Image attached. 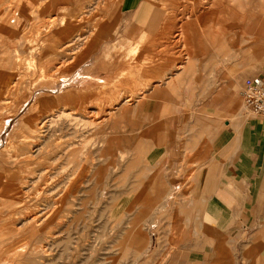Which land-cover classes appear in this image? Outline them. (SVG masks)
Masks as SVG:
<instances>
[{
  "label": "rangeland",
  "instance_id": "374dc122",
  "mask_svg": "<svg viewBox=\"0 0 264 264\" xmlns=\"http://www.w3.org/2000/svg\"><path fill=\"white\" fill-rule=\"evenodd\" d=\"M23 1L26 0H3V7L12 16L18 14L23 24L11 33L7 49L3 44L0 47V244L4 247L0 246V260L4 257L0 264H165L171 254L182 261L179 264H185V260L203 255L204 248L197 245H207L209 238L223 240V231L196 230L188 237L194 246L186 248V232L148 230L153 211L147 212L145 219L138 210L121 214V195L127 191L129 178L137 176L140 163L135 157L136 149L144 137L137 119L144 102L138 105L137 101L144 92L162 87H155L154 82L146 86L144 82L143 76L152 72L141 68L154 56L144 55L146 47L139 44L144 34L139 16L123 11L121 0L109 4L110 0H66L62 7L55 6L60 16L49 10L44 13L37 0L25 13ZM206 1L211 9L217 0ZM212 11L215 9L211 10L209 22L215 19ZM181 21L170 38L156 43L146 39V44L151 50L161 47L163 52L184 48L186 54L163 58L172 57L179 64L193 63L197 57L192 54L193 48L206 45L207 40L184 38L185 18ZM189 27L190 32L199 30V36H203L197 23ZM231 41L227 39V45ZM41 86L47 90L34 94ZM39 99L42 106L30 109L28 102ZM54 109L62 110L60 124L38 128L36 121ZM26 148L30 152L26 153ZM49 155L51 158H47ZM161 217L162 222L177 220L176 216ZM194 221L201 222V216ZM144 222L146 230L139 229ZM248 240L249 232L243 231L242 241ZM242 251L243 258H249L248 247L243 246ZM152 255L161 261L155 263Z\"/></svg>",
  "mask_w": 264,
  "mask_h": 264
},
{
  "label": "crops",
  "instance_id": "0c3cea01",
  "mask_svg": "<svg viewBox=\"0 0 264 264\" xmlns=\"http://www.w3.org/2000/svg\"><path fill=\"white\" fill-rule=\"evenodd\" d=\"M195 1L121 0L123 11L139 16L141 41L170 38L183 18L188 28L197 23L204 32L199 36V30H191L185 37L207 40L193 48V63L163 58L186 54L184 48L144 49V55L154 56L141 68L152 72L143 76L145 85L162 87L147 92L137 114L144 130L135 155L140 165L121 195V214L138 210L145 219L153 211L148 230L186 232L187 242L196 230L225 232L221 241L209 238L207 245H197L204 248L203 255L185 264H261L264 116L246 107L243 91L248 79L264 78V0H217L211 9L208 1ZM213 8L215 19L209 22ZM212 24L220 29L216 45L209 41L214 38ZM227 39L232 40L228 45ZM165 215L176 216V222H162ZM199 215L201 222L196 223ZM139 229L146 230V223ZM243 231L249 232L248 242L242 241ZM243 246L249 258H243ZM150 258L161 261L156 255ZM180 262L174 254L164 260Z\"/></svg>",
  "mask_w": 264,
  "mask_h": 264
},
{
  "label": "bare ground",
  "instance_id": "6f19581e",
  "mask_svg": "<svg viewBox=\"0 0 264 264\" xmlns=\"http://www.w3.org/2000/svg\"><path fill=\"white\" fill-rule=\"evenodd\" d=\"M10 1V0H9ZM37 1H39V5L42 7V10L44 11V13H45V11H53V13H57V15L56 16H60L59 15V12L57 11L56 12V8H55V6H61L62 7V4H65L66 3V0H37ZM77 1V0H76ZM76 1H75V3H76ZM80 2H81V0H79ZM78 1V2H79ZM96 1V0H95ZM94 1V2H95ZM98 1V0H97ZM193 1V0H192ZM197 1V0H196ZM195 1V2H196ZM8 2V1H7ZM31 2L33 3V0H26V1H23V7H21L22 9H23V11L26 13V11L28 12L30 9L29 8H33L32 6H31ZM99 2V1H98ZM113 2V0L111 1L110 0V2H108V4L109 3H112ZM202 2V1H201ZM201 2H199V3H201ZM213 2V1H212ZM231 2V1H230ZM72 3V2H71ZM92 3V2H91ZM198 3V4H199ZM77 4V3H76ZM80 4V3H79ZM97 4V3H96ZM124 4V3H123ZM204 4V3H203ZM207 4V3H206ZM223 4V3H222ZM243 4V3H242ZM115 5V4H114ZM5 6V5H4ZM11 6V5H10ZM31 6V7H30ZM70 6V5H69ZM209 6V5H208ZM207 5H206V7H208ZM244 6V5H243ZM74 7H76V6H73V9H75ZM90 7H91V5H90ZM240 7V6H239ZM39 8V7H38ZM193 8V7H192ZM47 9V10H46ZM90 9V8H89ZM88 9V10H89ZM242 9V8H241ZM19 10V9H18ZM84 10V9H83ZM85 11V10H84ZM18 12V11H17ZM73 12V11H72ZM75 12V11H74ZM81 12V11H80ZM201 12V11H200ZM71 13V12H70ZM68 14V13H67ZM18 15V14H17ZM17 15H14V16H12L11 14H10V11H9V9H7L6 8V6H5V8L3 7V0H0V47H2V44L4 45V47L3 48H5V49H7V45H8V39L9 38H11V33H13V31L14 30H16L17 31V29H18V26H19V24H23V21H22V23H20L21 21H19L18 20V17H16ZM25 15V14H24ZM74 15V14H73ZM81 15V14H80ZM85 15H86V13H85ZM88 15V14H87ZM194 15V14H193ZM188 16V15H187ZM80 17V16H79ZM57 18V17H56ZM65 18H67V17H65ZM72 18V17H71ZM70 18V19H71ZM167 18V17H166ZM78 19V18H77ZM80 19V18H79ZM182 19V18H181ZM20 20H23V19H20ZM56 20V19H55ZM74 20V19H73ZM83 20H84V18H83ZM172 20V19H171ZM232 20V19H231ZM28 21V20H27ZM53 21V20H52ZM78 21H81V20H78ZM174 21V20H173ZM235 21V20H234ZM233 21V22H234ZM57 22V21H56ZM62 22V21H61ZM182 22V21H181ZM25 23H26V21H25ZM50 24H51V22H50ZM171 24V23H170ZM233 24V23H232ZM26 24H24V26H25ZM70 25V24H69ZM172 25V24H171ZM219 25V24H218ZM225 25V24H224ZM227 25V24H226ZM225 25V26H226ZM65 26V25H64ZM64 26H63V28H64ZM26 27H28V26H26ZM62 27V26H61ZM73 27V26H72ZM60 28V27H59ZM66 28V27H65ZM74 28H76V27H74ZM227 28V27H226ZM71 29V28H70ZM59 30H61V29H59ZM68 30V29H67ZM53 31H55V29L53 30ZM58 31V30H57ZM187 31H189V28H188V26H187V24H185V26H184V30L182 31V33H184V34H186V32ZM61 32V31H60ZM68 32V31H67ZM71 32V31H70ZM69 32V33H70ZM219 32H220V29L219 28H217V26L215 25V24H212L211 25V33H213L212 34V36L214 37V38H216V36H217V34H219ZM58 34H59V32H57ZM204 33V32H203ZM56 34V33H55ZM60 35H63V34H60ZM183 35V34H182ZM66 36V35H65ZM82 36V35H81ZM62 37V36H61ZM64 38V37H63ZM181 38V37H180ZM184 38H185V35H184ZM19 39V38H18ZM83 39V38H82ZM81 39V40H82ZM101 40H102V38H100ZM217 39V38H216ZM231 39V38H230ZM14 40H16V39H14ZM77 40V39H76ZM218 40V39H217ZM217 40H215V41H212V42H210L212 45H216V43L218 42ZM43 41H45V40H43ZM42 41V42H43ZM103 41V40H102ZM176 41V40H175ZM67 42V41H66ZM76 42V41H75ZM78 42H80L79 40L77 41V43ZM91 42V41H90ZM148 41L147 40H142V42L141 43H139V44H141L142 45V47H146V49L147 48H151L150 47V44H146ZM81 43H82V41H81ZM102 43V42H101ZM105 43V42H104ZM103 43V44H104ZM175 43V42H174ZM64 44V43H63ZM66 44V43H65ZM102 44V45H103ZM182 44H184V43H182ZM59 45V44H58ZM62 45V44H61ZM73 45V44H72ZM81 45V44H80ZM84 45V44H83ZM18 46V45H17ZM60 46V45H59ZM64 46V45H63ZM75 46V45H74ZM79 46V45H78ZM95 46V45H94ZM98 46V45H97ZM9 47V46H8ZM61 47V46H60ZM71 47V46H70ZM80 47V46H79ZM141 47V48H142ZM68 48V47H67ZM99 48V47H98ZM63 49V48H62ZM65 49V48H64ZM30 51V50H29ZM28 51V52H29ZM60 51V50H59ZM67 52H68V50H67ZM66 52V53H67ZM72 52V51H71ZM151 53H153L152 51H150ZM159 52V51H158ZM62 53V52H61ZM59 54V53H58ZM196 54V53H195ZM49 55V54H48ZM55 55H57V54H55ZM59 55H61V56H59ZM58 56L59 57H63L62 56V54H59ZM67 55V54H66ZM69 55H70V53H69ZM65 56V55H64ZM72 56V55H71ZM87 56V55H86ZM85 56V57H86ZM38 57V56H37ZM48 57V56H47ZM51 57V56H50ZM54 57H56V56H54ZM68 58V57H67ZM194 58H197V57H194ZM210 58V57H209ZM121 59V58H120ZM139 59V58H138ZM216 59V58H215ZM132 60V59H131ZM152 62H153V60L152 59H150ZM12 61V60H11ZM67 61V60H66ZM151 61H150V63H151ZM17 62V61H16ZM47 62V61H46ZM188 62V61H187ZM221 62V61H220ZM3 63H4V61H3ZM147 63H149V61L147 62ZM116 64H117V62H116ZM59 65V64H58ZM90 65V64H89ZM119 65V64H118ZM128 65V64H127ZM126 65V66H127ZM135 65V64H134ZM6 66V65H5ZM91 66V65H90ZM129 66V65H128ZM136 66V65H135ZM37 67V66H36ZM58 67V66H57ZM117 67V66H116ZM137 67V66H136ZM135 67V70L137 69ZM7 68V67H6ZM53 68V67H52ZM82 68V67H81ZM122 68V67H121ZM80 69V68H79ZM111 70V69H110ZM113 70V69H112ZM118 70V69H117ZM116 70V71H117ZM126 70V69H125ZM50 71H52V69L50 70ZM15 72V71H14ZM20 72V71H19ZM59 72V70H56V71H54V73L55 74H57ZM68 72V71H67ZM70 72V71H69ZM73 72V71H72ZM77 72V71H76ZM115 72V71H114ZM129 72V71H128ZM136 72V71H135ZM47 73V72H46ZM133 73V72H132ZM75 74V73H74ZM111 74V73H110ZM126 74V73H125ZM138 74V73H137ZM19 75H20V73H19ZM67 75V74H66ZM65 75V76H66ZM70 76V75H69ZM123 76V75H122ZM129 76H130V74H129ZM141 76V75H140ZM50 77H52V75L50 76ZM87 77V76H86ZM69 78H72V77H69ZM11 79V78H10ZM30 79H32V78H30ZM48 79H49V76H48ZM67 79V78H66ZM31 81V80H30ZM40 81V80H39ZM59 81H60V79H59ZM64 82L66 81V80H63ZM89 81V80H88ZM58 83V81L56 82V84ZM61 83V82H60ZM59 83V84H60ZM104 83H106V82H104ZM55 84V83H54ZM103 84V83H102ZM134 85V84H133ZM155 85V84H154ZM159 85V84H158ZM47 86H49V85H47ZM105 86V85H104ZM108 86H109V84H108ZM160 86V85H159ZM32 87V86H31ZM34 87V86H33ZM32 87V88H33ZM42 87V86H41ZM51 87V86H50ZM60 87V86H59ZM128 87V86H127ZM102 88V87H101ZM7 89V88H6ZM118 89H120V88H118ZM45 90H47V88H45V87H42V88H38V89H36L35 90V92H34V94L36 93V92H41V94H42V91H45ZM52 91H54V89H51ZM100 90H102V89H99V91ZM113 90V89H112ZM123 90V89H122ZM94 91V90H93ZM5 92H6V90H5ZM28 92V91H27ZM102 92V91H101ZM148 92V91H147ZM131 93H133V92H131ZM34 94H32V95H34ZM102 95V94H101ZM113 95V94H112ZM134 95V94H133ZM23 96V95H22ZM35 96V95H34ZM64 96H65V94H64ZM66 96H67V94H66ZM116 96V95H115ZM114 96V97H115ZM121 96V95H120ZM146 96H147V93L146 92H144L142 95H140L139 96V98H138V101H137V104L138 103H140L142 100H144V98H146ZM70 97V96H69ZM118 97V96H117ZM6 98V97H5ZM71 98V97H70ZM70 98H68V101L70 100ZM38 99V98H37ZM129 99V98H128ZM33 100V99H32ZM35 100V99H34ZM116 101V100H115ZM125 101V100H124ZM10 102V101H9ZM34 102H36V101H34ZM117 102V101H116ZM130 102V101H129ZM29 103V106H30V109H32V110H34V109H36V108H38V107H41L42 106V101L39 99L36 103H32V101H30V102H28ZM119 103H121V102H119ZM136 104V106H138ZM141 104H143V102L141 103ZM135 106V107H136ZM22 107V106H21ZM135 107H134V109H135ZM116 108V107H115ZM138 108V107H137ZM4 109V108H3ZM2 109V110H3ZM122 109V108H121ZM133 109V110H134ZM26 110H28V109H26ZM25 110V111H26ZM99 110V109H98ZM118 110V109H117ZM1 111V110H0ZM13 111V110H12ZM21 111V110H20ZM62 110H58V109H54L53 110V112L51 113V114H49L46 118H41V120L40 121H36V123H37V126H39L38 128H44V127H46L47 125V127H49V129H50V127L51 126H53V125H59L60 124V121H61V119L63 118L62 117V112H61ZM64 112V111H63ZM8 113V112H7ZM14 113V112H13ZM46 113V112H45ZM49 113V112H48ZM91 113V112H90ZM89 113V114H90ZM108 113H109V111H108ZM136 113H137V111H136ZM12 115V114H11ZM66 115H67V112H66ZM91 115V114H90ZM68 116H69V113H68ZM72 116V115H71ZM95 116V115H94ZM17 117V116H16ZM67 117V116H66ZM14 118V117H13ZM68 118V117H67ZM7 120H9V119H7ZM12 120V119H11ZM63 120V119H62ZM68 120V119H67ZM73 120V119H72ZM9 122V121H8ZM67 123H68V121H66ZM5 123V125H6V122H4ZM11 123V122H10ZM48 123V124H47ZM63 123H65V122H63ZM70 123V122H69ZM104 123V122H103ZM70 125V124H69ZM72 125V124H71ZM8 126V125H7ZM11 126V125H10ZM9 127V126H8ZM61 127V126H60ZM63 128H64V126H62ZM12 128V127H11ZM58 128V127H57ZM4 129V128H3ZM61 130H63L62 128H60ZM7 130H8V128H7ZM7 130L5 131V132H7ZM10 130V129H9ZM43 130V129H42ZM54 131L55 130H57V129H53ZM59 130V129H58ZM57 130V131H58ZM14 131V130H13ZM45 131V130H44ZM48 131V130H47ZM53 132V131H52ZM10 133V132H9ZM11 133H12V131H11ZM35 134H36V132H34ZM41 133V132H40ZM42 133H44V132H42ZM42 133H41V135H42ZM47 133V132H46ZM2 134V133H1ZM1 134H0V136H1ZM6 134V133H5ZM12 135V134H11ZM40 135V134H39ZM50 135V134H49ZM48 135V136H49ZM39 139V138H38ZM35 140H37V139H35ZM38 141V140H37ZM39 142H41V141H39ZM49 142V141H48ZM38 144V143H37ZM42 145H43V143H42ZM47 145H48V143H47ZM50 145V144H49ZM48 145V146H49ZM53 145V144H52ZM48 146H46V148L48 147ZM3 147V146H2ZM1 147V145H0V149L2 148ZM22 147V146H21ZM45 146H43V148H44ZM52 147V146H51ZM23 148V147H22ZM42 148V149H43ZM53 148V147H52ZM27 149V148H26ZM28 150V149H27ZM27 150H25L26 151V153H28V152H30L29 150L27 151ZM22 152L24 151V150H21ZM35 151V150H34ZM51 151V150H50ZM6 152V151H5ZM47 152V151H46ZM45 152V153H46ZM55 152H57V151H55ZM10 153V152H9ZM35 153H36V151H35ZM42 153V152H41ZM40 153V154H41ZM45 153H43V154H45ZM53 153H54V151H53ZM60 153V152H59ZM22 154V153H21ZM30 154V153H29ZM9 155V154H8ZM24 155V154H23ZM51 155V154H50ZM50 155L47 157V158H51L50 157ZM55 155V154H54ZM54 155H51V156H54ZM57 155V154H56ZM22 156V155H21ZM74 156V155H73ZM60 157V156H59ZM55 158V157H54ZM12 160V159H11ZM33 160V159H32ZM31 160V161H32ZM55 160V159H54ZM17 161H19V160H17ZM16 161V162H17ZM20 161H22V160H20ZM30 161V160H29ZM1 162H3V161H1ZM13 163V162H12ZM12 163H10V164H12ZM37 164V163H36ZM9 165V164H8ZM10 166V165H9ZM42 166V165H41ZM116 166V165H115ZM17 167V166H16ZM37 169V168H36ZM44 170V169H43ZM40 171H42V170H40ZM59 171V170H58ZM48 173V172H47ZM59 173V172H58ZM16 175V174H15ZM44 175V174H43ZM40 177V176H39ZM68 179V178H67ZM70 179V178H69ZM17 180V179H16ZM19 180V179H18ZM51 180V179H50ZM48 182V181H47ZM65 182H66V180H65ZM16 183V182H15ZM63 183H64V181H63ZM88 184V183H87ZM60 185V184H59ZM57 187V186H56ZM64 187V186H63ZM24 190V189H23ZM44 190V189H43ZM42 191V190H41ZM39 193H40V191H39ZM62 193H63V191H62ZM20 195H22V194H20ZM68 198V197H67ZM70 199V198H69ZM24 203V202H23ZM17 204V203H16ZM72 205V204H71ZM21 206V205H20ZM74 206V205H73ZM18 207H19V205H18ZM22 207V206H21ZM20 208V207H19ZM46 208V207H45ZM14 209V208H13ZM21 209V208H20ZM12 211V210H11ZM15 211V210H14ZM13 212V211H12ZM11 212V213H12ZM9 213V212H8ZM10 214V213H9ZM8 215V214H7ZM10 215H12V214H10ZM10 218H11V216H9ZM12 217H14L13 215H12ZM1 218V217H0ZM34 218V217H33ZM7 220H9V218L7 219ZM1 221V220H0ZM14 222V221H13ZM107 222V221H106ZM10 223V222H9ZM8 224V223H7ZM13 225V224H12ZM38 225V224H37ZM107 225V224H106ZM26 226V225H25ZM24 228V227H23ZM13 230V229H12ZM11 230V231H12ZM7 231H8V229H7ZM9 232H10V230H9ZM14 232V231H13ZM13 232H11L10 234H12ZM8 233V232H7ZM2 234V233H1ZM9 234V233H8ZM8 234H7V236H8ZM9 234V235H10ZM28 234V233H27ZM35 234V233H34ZM2 237V236H1ZM13 237V236H12ZM150 237V236H149ZM1 239V238H0ZM58 239V238H57ZM3 240V239H2ZM7 241V240H6ZM150 241H151V239H150ZM223 242V241H222ZM229 242V241H228ZM231 242V241H230ZM1 244H2V242H1ZM1 244H0V246H1ZM5 244V243H4ZM222 244V243H221ZM5 246V245H4ZM25 246H26V244H25ZM28 246V245H27ZM2 247V246H1ZM147 247H149V245H147ZM2 248H4V247H2ZM27 248V247H26ZM226 248V247H225ZM20 250V249H19ZM25 250V249H24ZM6 251V250H5ZM4 252V251H3ZM36 252V251H35ZM40 252V251H39ZM230 252V251H229ZM9 253V252H8ZM26 253V252H25ZM34 253V252H33ZM29 254H31V253H28L27 255H28V257H31V256H29ZM49 254V253H48ZM11 256H12V254H10ZM32 255V254H31ZM4 256V255H3ZM26 256V255H25ZM226 256V255H225ZM2 257V256H1ZM0 257V258H1ZM28 257H27V260H29L28 259ZM227 258H228V256H226ZM4 258V257H3ZM2 258V259H3ZM24 258V257H23ZM2 259L0 260V261H2ZM5 260H7V259H5ZM11 260V258H9V260H7V262L8 261H10ZM23 260V259H22ZM247 262V261H246ZM1 263V262H0ZM5 263V262H4ZM11 263V262H10ZM47 263V262H46ZM50 264V263H49ZM220 264V263H219ZM250 264V263H249Z\"/></svg>",
  "mask_w": 264,
  "mask_h": 264
},
{
  "label": "built area",
  "instance_id": "2783aa9c",
  "mask_svg": "<svg viewBox=\"0 0 264 264\" xmlns=\"http://www.w3.org/2000/svg\"><path fill=\"white\" fill-rule=\"evenodd\" d=\"M244 103L254 114L264 116V78L253 77L246 81Z\"/></svg>",
  "mask_w": 264,
  "mask_h": 264
}]
</instances>
